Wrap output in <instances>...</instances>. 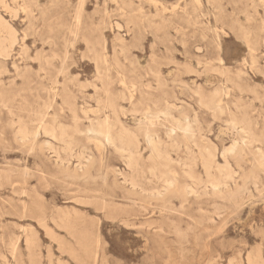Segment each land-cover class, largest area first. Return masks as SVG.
Returning a JSON list of instances; mask_svg holds the SVG:
<instances>
[{"label":"rangeland","instance_id":"rangeland-1","mask_svg":"<svg viewBox=\"0 0 264 264\" xmlns=\"http://www.w3.org/2000/svg\"><path fill=\"white\" fill-rule=\"evenodd\" d=\"M6 2L17 17L10 19L0 9L16 36L9 57H0V169L20 172L26 166L33 174L28 188H35L42 199L33 192L21 194L19 179L0 181V264H264V166L256 153L260 148L264 152V0ZM214 89H223V114L204 105ZM166 102L171 105L167 112ZM111 106L121 110L120 122L137 139L143 171L164 169L163 162L146 158L147 138L161 142V149L176 161L167 169L173 183L168 186L146 174L148 197L135 204L123 198L128 194L119 187L120 173L127 171L123 158L108 144L97 148L95 136L87 133L104 118L113 125L112 135L121 133L112 123ZM43 111L49 123L63 130L64 141L73 143V152L86 149L83 162L93 159L97 165L103 156L98 173L91 171L94 182L69 178L54 166L51 151L42 159L21 149L19 128ZM243 112L250 118L253 143L243 144L239 125L230 123L232 115L239 118ZM171 129V137L180 143L178 151L167 145ZM233 141L239 146L222 157ZM205 147L213 150L215 166L226 162L224 172L233 171V182L226 181L229 190L214 194L207 183L201 160ZM76 163L70 158V170ZM36 166L44 171L43 178ZM107 169L102 184L99 175ZM210 170L217 176L215 167ZM155 190L161 194L150 196ZM92 194L95 199H82ZM31 200L48 214L58 209L75 217L70 218L72 234L49 218L54 237L46 234L34 219L37 207ZM141 204L145 210L139 209ZM85 223L91 236L80 239ZM24 229H33L37 238L28 243Z\"/></svg>","mask_w":264,"mask_h":264},{"label":"bare ground","instance_id":"bare-ground-1","mask_svg":"<svg viewBox=\"0 0 264 264\" xmlns=\"http://www.w3.org/2000/svg\"><path fill=\"white\" fill-rule=\"evenodd\" d=\"M198 1V0H197ZM264 5V4H263ZM200 6V5H199ZM0 9L6 10L9 13V18H16L17 17V11L13 8H11L6 0H0ZM0 27H3L5 32V36L1 37L0 36V57L2 58H8L9 57V52L8 49L15 43L16 41V36H15V30H13L11 27V24L9 23V21H7L5 18H3L0 14ZM119 27V26H118ZM1 28V29H3ZM244 40V37H243ZM264 41V40H263ZM245 42V41H244ZM247 42V41H246ZM246 44V43H244ZM5 45H8L5 46ZM264 45V43H263ZM247 47V46H246ZM250 53V52H249ZM252 53V52H251ZM250 53V54H251ZM251 56V55H250ZM219 59V58H218ZM253 59V58H252ZM222 60V59H221ZM244 60V59H243ZM254 60V59H253ZM217 62V61H216ZM245 62V60H244ZM254 62V61H253ZM252 63V61H251ZM188 69L192 70L191 68L187 67ZM185 68V69H187ZM224 68V67H223ZM149 71V70H148ZM189 71V70H188ZM221 72V71H220ZM223 72V70H222ZM150 73V72H149ZM152 73V72H151ZM146 74V73H145ZM153 75V74H151ZM157 75V74H156ZM160 75V74H158ZM161 76V75H160ZM159 76V77H160ZM158 77V79H159ZM120 79V76H119ZM156 81L157 78H156ZM165 82V81H164ZM125 83V82H124ZM228 83V82H226ZM119 84V83H118ZM117 84V85H118ZM159 84V83H158ZM157 84V86H158ZM160 85V84H159ZM166 85V84H165ZM225 85V84H224ZM132 87H134V84L131 85ZM163 86V85H162ZM127 87V86H124ZM161 87V86H160ZM159 87V88H160ZM108 88V87H107ZM162 88V87H161ZM133 89V88H132ZM128 90V89H127ZM200 90V88H199ZM223 90V89H222ZM222 90L221 89H214L211 93H209V97H207V99L205 100V104L206 107L213 111L214 113H224L225 109H224V105L221 104V100L219 98V95L222 94ZM227 90V88H226ZM229 90V89H228ZM230 91V90H229ZM107 93H109L108 91H105ZM198 92V91H197ZM106 93V95H107ZM124 94V93H123ZM128 94V93H127ZM135 94V93H134ZM104 95V94H103ZM57 95L54 93L53 94V98L56 97ZM108 96V95H107ZM106 96V97H107ZM175 96V94H174ZM200 96V95H199ZM228 96V95H227ZM197 97V96H196ZM202 97V96H201ZM125 98V97H124ZM130 98V96H129ZM166 97H164L165 99ZM226 98V96H225ZM112 99V98H111ZM199 99V98H198ZM240 100V99H239ZM238 100V101H239ZM175 101V100H174ZM202 101V100H201ZM200 101V102H201ZM224 101V100H223ZM203 102V101H202ZM97 103V102H96ZM101 103V101H100ZM99 103V105H100ZM139 103V102H138ZM167 103V102H166ZM240 103V101L238 102ZM98 104V103H97ZM109 104V103H108ZM113 104V103H112ZM202 104V103H201ZM237 104V102H236ZM131 105V102H130ZM136 105V104H135ZM140 105V104H138ZM152 105V103H151ZM174 105V104H173ZM133 106V105H132ZM113 106H111L112 108ZM149 107V106H148ZM174 107V106H173ZM176 107V106H175ZM205 107V106H204ZM237 107V106H235ZM251 107V106H250ZM114 109L113 111V121L112 123H114L115 125L119 126V129L121 130V133L116 135H112V129L111 127L113 126L111 124V122H109V120L107 118H104L103 120H97L96 125H91L88 130L87 133H92V135L95 136L94 141L98 142L97 148H100L101 145L100 144H108L109 146H111L112 148H114L119 154L120 156L123 158V162L125 165V168L127 171L125 172H121L120 175L122 176V184L119 185L120 189H122L125 193L128 194V196H131V199L128 196H124L123 198L126 200L131 201L133 204H135L136 201L141 202L144 201L145 198H147L148 196H144V194L146 192H148L149 190L146 189L145 187V183H143V179L147 180L148 177L147 175H150L152 177H154L155 179H157L158 181L161 180L162 183L167 184L168 186H170L173 182H171V180L168 179V175L167 173H169V170L167 172V169L170 167V165L173 163V160L170 159L168 157V153L165 152L163 149H161V142L159 141H155L151 138H147L145 139V149L149 150V155L148 157H146L148 160H159V162H163L162 166L160 164H158V166L160 165V167H163V171L161 172H155L156 170L153 168H148V170L145 172L143 171L142 167H141V162L143 160L140 151H139V145L137 142V139H135L133 137V133L130 132V130L128 128H126L119 120L118 115L121 113V110H115V106L113 107ZM134 108V107H133ZM155 108V107H154ZM171 108V105L169 103H167L165 105V111H169V109ZM245 108V107H244ZM243 108V110H244ZM103 109V108H102ZM121 109V108H120ZM150 109V108H149ZM157 109V108H156ZM174 109V108H173ZM179 109V108H178ZM241 109V108H240ZM246 109V108H245ZM134 110V109H133ZM107 111V110H105ZM124 111V110H123ZM126 111V110H125ZM131 111V110H130ZM148 111V109H147ZM159 111V110H158ZM161 111V110H160ZM159 111V113H160ZM208 111V110H207ZM242 111V110H241ZM137 112V111H136ZM146 112V111H145ZM166 112L164 113V115L166 114ZM150 113V112H149ZM148 113V115H149ZM158 113V112H157ZM158 113V114H159ZM162 113V112H161ZM160 113V114H161ZM111 114V113H110ZM140 114V113H139ZM138 114V115H139ZM73 117L77 118L75 110L73 109ZM130 115V114H129ZM135 115V114H134ZM147 116V113L145 114ZM162 115V114H161ZM212 115V114H211ZM220 115V114H219ZM230 115V114H229ZM47 113L45 111L43 112H39L36 114L35 118L32 119V121L30 122V125H24L21 128H19L18 132H17V140L19 142V145L21 147V149H23V151H26L27 154L30 155H35L38 154V156L40 158L43 159H47L45 156V152L47 151H51L55 157V163L54 166L56 168H60L63 169L65 172H67V175L69 178L71 179H82L84 181H90V182H94V178L91 175V171L93 169H95V171L98 173L99 168L101 166V162H103V156H100L99 160H98V164L96 165V161H94L93 159H88L87 162H83V160L86 158L85 156V151L86 149H83L81 151L78 152H73V143L72 142H67L64 141L63 137H64V132L61 128H59V126L55 125L54 122L50 123L47 120ZM105 116V115H104ZM144 116V115H143ZM151 116V115H150ZM166 116V115H165ZM169 116V115H168ZM145 117V116H144ZM153 117V116H152ZM131 118V117H130ZM157 118V117H156ZM169 118V117H168ZM170 119V118H169ZM143 120V119H142ZM152 120V119H151ZM154 120V119H153ZM156 120V119H155ZM174 120H176L174 118ZM184 120V119H183ZM20 121V120H19ZM147 121V119H146ZM172 121V120H171ZM187 120H185L186 122ZM194 121V120H193ZM139 122V121H138ZM145 122V121H144ZM148 122V121H147ZM75 123V122H74ZM174 123V122H173ZM187 123V122H186ZM230 123L233 127H236L237 125H239V128L237 127V133L241 136V141L242 143H253L254 139H253V135H252V131L250 129V118L248 117V114L246 112H243L241 114V116L239 118H236L235 116H231L230 119ZM176 126L179 125L178 123L175 124ZM231 126V127H232ZM179 127H181L179 125ZM187 127V126H186ZM185 127V128H186ZM172 128V127H171ZM183 127V129H185ZM191 128V127H190ZM236 129V128H234ZM114 130V129H113ZM179 131V130H177ZM184 131H187L186 129ZM120 132V131H119ZM175 131L174 129H171L169 131V133H167L165 136L167 138V140H169V144H167L168 146L170 145L171 148H175L176 150L179 149L180 147V143L178 142L177 139L171 137ZM182 132V131H181ZM184 134V132H183ZM188 134V132H187ZM190 134V133H189ZM185 135V134H184ZM42 137H47L45 140L43 139V141H40V139ZM147 137V136H146ZM154 137V136H153ZM152 137V138H153ZM156 137V136H155ZM184 137V136H183ZM186 137V136H185ZM194 137V136H193ZM203 138V137H202ZM160 139V137H159ZM49 140H53V141H57V142H62L64 144V147L62 149L60 148H56L55 145H53ZM196 140V139H195ZM205 140V139H204ZM207 140V139H206ZM191 141V138H190ZM185 142V141H184ZM188 142V141H187ZM193 142H195L193 140ZM202 142V140H201ZM204 142V141H203ZM209 143V141H206ZM241 143V145H242ZM96 144V143H95ZM140 144V143H139ZM165 144V143H164ZM192 145V141L190 143ZM210 144V143H209ZM182 145V144H181ZM164 146V145H163ZM189 145L186 144L184 146V148H186L187 150L191 149L190 147H188ZM193 146V145H192ZM238 147L239 145H237L236 141H233L231 143V145L224 149L222 151V157L227 153V152H232L234 150L235 147ZM243 146V145H242ZM166 147V145H165ZM96 148V147H95ZM103 148V147H102ZM101 149V148H100ZM194 149V147H193ZM192 149V150H193ZM104 150V149H102ZM172 150V149H171ZM237 150V149H236ZM167 151V148H166ZM178 151V150H177ZM197 151V150H196ZM201 151V148H200ZM213 151V150H212ZM212 151L205 147L202 150L201 153V160L203 163V167L205 169V175L207 177V183L209 184L210 188L214 191L213 193L215 194V192L217 191V194L219 193V190L224 188L225 191L229 190L227 188V180L229 181V179L231 180V183L233 182V178L231 177V174H233L232 172H224V168L227 167V163L224 162V164H222L223 166H215V159H214V154L212 153ZM235 151V150H234ZM97 152V151H96ZM99 152V151H98ZM145 152V150L143 151ZM173 152V151H172ZM193 152V151H192ZM62 153L64 154V156L62 155ZM101 153V152H100ZM186 153V152H185ZM191 153V152H189ZM187 152V155L189 154ZM194 153V152H193ZM216 153V152H215ZM239 153V152H237ZM256 153L258 155V159H260V161L263 163L264 166V152L262 151V149H258L256 150ZM99 154V153H98ZM192 154V153H191ZM198 154V153H197ZM101 155V154H100ZM199 155V154H198ZM241 155V152H240ZM193 155H189V157L192 158ZM236 156V155H235ZM75 158L77 160L76 165H74V168L72 170H70V168L68 167L70 158ZM187 157V156H186ZM256 157V156H255ZM195 158V157H194ZM146 159V160H147ZM186 162H190V160L188 158ZM197 159V158H196ZM149 160V161H150ZM179 160V159H178ZM189 160V161H188ZM86 161V159L84 160ZM175 161V160H174ZM181 161V160H180ZM183 161V160H182ZM225 161V159H224ZM257 161V160H256ZM148 162V161H147ZM155 162V161H154ZM158 162V161H157ZM176 162V161H175ZM174 162V163H175ZM194 162V161H193ZM173 163V164H174ZM183 163V162H181ZM253 163V162H252ZM154 164V163H153ZM156 164V163H155ZM180 164V163H178ZM191 164V163H190ZM189 164V166H191ZM184 165V164H182ZM195 165V164H194ZM259 165V164H258ZM156 166V165H155ZM188 166V165H187ZM261 165H259L260 167ZM9 167V166H8ZM37 167V171L40 172V174H42V178L43 175L45 174L44 171L40 170ZM196 167V166H195ZM213 167H215L216 170H218L217 176L212 175L213 173L211 172L210 169H212ZM157 168V166L155 167ZM23 169V168H22ZM181 169V168H180ZM185 169V168H184ZM187 169V167H186ZM111 170V169H110ZM183 170V169H182ZM181 170V172L183 173V171ZM188 170H191L190 168ZM215 170V171H216ZM192 171V170H191ZM231 171V170H230ZM187 172V171H186ZM0 181H5V182H12L13 179H19L24 187L21 189V194H28V192H33L34 196H36L38 199H42V195H40L38 193V191L35 188H28V178H30L32 175L29 173L28 168L25 166L24 169L22 171H17L14 170V168L9 167L7 169H5L4 167H2L0 169ZM115 172H113L114 175ZM173 173V172H172ZM175 173V172H174ZM39 174V175H40ZM107 174H108V169L106 171H104L101 175H99V178H101L102 184L106 183V178H107ZM112 174V173H111ZM147 174V175H146ZM170 174V173H169ZM184 174V173H183ZM188 174V173H187ZM186 174V175H187ZM112 175V176H113ZM119 175V174H117ZM146 175V176H145ZM174 175V174H173ZM189 175H191L190 171H189ZM193 175V173H192ZM172 177V176H171ZM186 177V176H185ZM174 178V177H172ZM197 178V176H196ZM201 178V177H200ZM114 179V178H113ZM188 179V178H187ZM115 180V179H114ZM196 180V179H195ZM198 180V179H197ZM149 181V180H148ZM157 181V182H158ZM177 181V180H176ZM190 181V179H189ZM116 182V181H114ZM113 182V183H114ZM192 182V181H191ZM151 183V181H150ZM159 183V182H158ZM175 183V182H174ZM198 183V182H196ZM114 185L118 186L117 183H114ZM198 185V184H197ZM233 185V184H232ZM176 186V184H175ZM206 186V183H205ZM186 187V186H185ZM184 187V188H185ZM197 187V186H196ZM176 188V187H174ZM191 188V187H189ZM237 188V186H236ZM168 189V188H167ZM172 190V189H171ZM204 190V189H203ZM237 189H235L236 191ZM92 191V190H91ZM161 191V190H160ZM175 191V190H174ZM188 191V189H187ZM224 191V192H225ZM97 192V191H96ZM152 193L150 194V196L153 197H157L159 196L161 193L158 190H155L154 192L151 191ZM164 192V191H163ZM170 192V191H169ZM212 192V191H211ZM223 192V193H224ZM229 193V192H228ZM231 193V191H230ZM212 194V193H211ZM222 194V193H221ZM192 195V194H191ZM218 196V195H216ZM223 196V195H222ZM218 197H221L220 195ZM28 198V197H26ZM96 196L94 194L92 195H85L84 197H82V199H95ZM144 198V199H143ZM44 199V198H43ZM183 199V198H182ZM225 199V198H224ZM22 201V200H21ZM20 201V202H21ZM43 202V200H41ZM100 208L104 210V208L107 207L106 205V201H104V199L101 197L100 198ZM93 203H97L94 202V200L92 201ZM91 202V204H93ZM32 204H35L36 208V213L34 216V219L36 220V222L45 230V233L48 234L51 237H54V231L50 229V227L47 225V218H49L53 224H55L57 226V228L64 230L65 232L72 234L73 230L75 229V225H74V218L67 213H64L62 211L59 212V210L57 209L55 211V213H46V211L44 210L43 205H41L40 203H38L36 201H32ZM112 204V203H109ZM96 205V204H95ZM139 209L145 210L146 206L145 205H139L138 206ZM25 208V207H24ZM23 208V209H24ZM120 208V207H119ZM128 208V207H127ZM131 209V208H130ZM53 212V211H52ZM103 212V211H102ZM72 217L73 220H70V218ZM83 218V217H82ZM23 233L25 234V238L27 240V242L29 241L30 238H32V236H35V231L33 229H24ZM79 237L80 239L83 238V236H91V232H88V228H87V224L85 223L84 228L80 229L79 231ZM36 237V236H35ZM34 237V238H35ZM37 238V237H36ZM25 240V239H24ZM26 242V243H27ZM30 242V241H29ZM28 242V243H29ZM35 243V242H34ZM90 243V242H89ZM31 244V243H30ZM30 244H28L30 246ZM32 245V244H31ZM35 245V244H34ZM27 246V245H26ZM28 247V246H27ZM32 247V246H31ZM86 247V246H85ZM89 248V247H88ZM87 248V249H88ZM30 249V248H28ZM84 249V248H83ZM97 258V257H96ZM256 259V258H255ZM252 261V260H251ZM250 259H248V262H251ZM253 262V261H252Z\"/></svg>","mask_w":264,"mask_h":264}]
</instances>
